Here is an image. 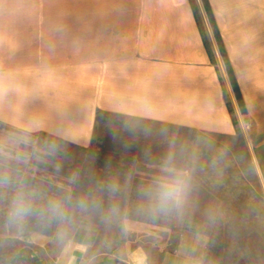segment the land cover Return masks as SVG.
<instances>
[{"label":"crops","instance_id":"1","mask_svg":"<svg viewBox=\"0 0 264 264\" xmlns=\"http://www.w3.org/2000/svg\"><path fill=\"white\" fill-rule=\"evenodd\" d=\"M207 1L235 90L191 0H112L83 9L77 21L46 23L30 39L6 38L1 29L0 125L87 148L103 114L222 136L235 135V115L254 160L238 173L264 202V0ZM229 173L222 168L205 186L206 221L245 213L264 221L263 204L240 199L244 186ZM185 221L156 264H205L203 219L186 214ZM95 232L79 228L57 264H81ZM129 261L151 264L140 246Z\"/></svg>","mask_w":264,"mask_h":264},{"label":"rangeland","instance_id":"2","mask_svg":"<svg viewBox=\"0 0 264 264\" xmlns=\"http://www.w3.org/2000/svg\"><path fill=\"white\" fill-rule=\"evenodd\" d=\"M111 1L0 0V32L30 39L46 23L77 21L83 9ZM191 3L235 90L208 1ZM233 117L235 135L222 136L103 114L87 148L0 125V264H57L64 245L85 226L96 239L81 264H132L129 254L138 246L156 264L175 244L186 214L203 219L205 264H264V221L247 213L236 221L220 215L206 221L205 186L222 168L244 186L240 199L264 207L259 191L238 173L254 160L247 127ZM243 176L254 184L251 174ZM177 180L179 205L163 196L164 186Z\"/></svg>","mask_w":264,"mask_h":264},{"label":"clouds","instance_id":"3","mask_svg":"<svg viewBox=\"0 0 264 264\" xmlns=\"http://www.w3.org/2000/svg\"><path fill=\"white\" fill-rule=\"evenodd\" d=\"M179 183L180 182L177 180L175 184L164 186V189H163V196L165 200L175 199V202L177 205H179V202H180ZM16 211L18 212L20 211V209H17Z\"/></svg>","mask_w":264,"mask_h":264}]
</instances>
